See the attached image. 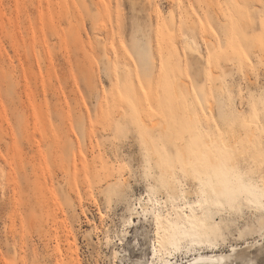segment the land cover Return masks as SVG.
Instances as JSON below:
<instances>
[{
    "label": "rangeland",
    "instance_id": "obj_1",
    "mask_svg": "<svg viewBox=\"0 0 264 264\" xmlns=\"http://www.w3.org/2000/svg\"><path fill=\"white\" fill-rule=\"evenodd\" d=\"M4 165L0 264H264V0H0Z\"/></svg>",
    "mask_w": 264,
    "mask_h": 264
},
{
    "label": "bare ground",
    "instance_id": "obj_2",
    "mask_svg": "<svg viewBox=\"0 0 264 264\" xmlns=\"http://www.w3.org/2000/svg\"><path fill=\"white\" fill-rule=\"evenodd\" d=\"M194 48H196V47H194ZM9 177H10V175H9L8 171H6L5 165L1 166V168H0V178H1V193H2L3 198L5 197V192L7 190V184H8ZM2 205H3V203H2ZM3 221H4V226L7 228L8 227L7 220L4 219Z\"/></svg>",
    "mask_w": 264,
    "mask_h": 264
}]
</instances>
